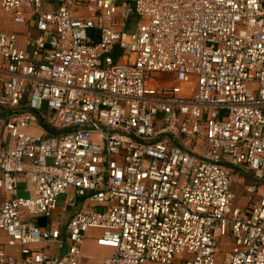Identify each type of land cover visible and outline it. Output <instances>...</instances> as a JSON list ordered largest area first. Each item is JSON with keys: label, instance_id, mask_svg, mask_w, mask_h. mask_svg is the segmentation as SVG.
Masks as SVG:
<instances>
[{"label": "built area", "instance_id": "obj_1", "mask_svg": "<svg viewBox=\"0 0 264 264\" xmlns=\"http://www.w3.org/2000/svg\"><path fill=\"white\" fill-rule=\"evenodd\" d=\"M0 12L26 28L0 32V264H81L91 229L113 250L102 264H264V0ZM71 188L104 208L62 231Z\"/></svg>", "mask_w": 264, "mask_h": 264}, {"label": "crops", "instance_id": "obj_2", "mask_svg": "<svg viewBox=\"0 0 264 264\" xmlns=\"http://www.w3.org/2000/svg\"><path fill=\"white\" fill-rule=\"evenodd\" d=\"M15 25V24H14ZM15 29L23 33L25 31L24 26L15 25ZM23 39V38H22ZM6 193L0 189V201L5 200ZM103 206L95 205L87 197H82L76 193L74 189H69L59 200V205L54 211L52 217V224L58 227L62 231L66 230L67 224L70 219L78 212L92 211L94 209H102ZM40 222L46 224V219L41 218ZM101 230L91 229L86 236L83 244V260L81 264H102L105 257L110 256L113 250L108 247H103L97 244V238L101 235ZM0 239L3 242L7 241V238L3 232H0ZM44 248L54 256H59L64 253L65 247L59 244H44ZM6 250L9 254L20 258L22 256V250L19 246H6Z\"/></svg>", "mask_w": 264, "mask_h": 264}, {"label": "rangeland", "instance_id": "obj_3", "mask_svg": "<svg viewBox=\"0 0 264 264\" xmlns=\"http://www.w3.org/2000/svg\"><path fill=\"white\" fill-rule=\"evenodd\" d=\"M15 28L16 27L11 22L10 17L8 15L0 12V32L1 31H16L17 32V30ZM127 28H130V24L127 25ZM18 32L20 33L21 31H18ZM156 79H162V76L157 75ZM244 177H246L245 180H247V177L248 178L251 177V179H252L253 176H252V174L247 175V174H244L242 171L241 172L238 171L237 176H236V182L233 185V190L238 196L237 203L241 204L243 206L246 204V196H245L244 187H243L244 186V183H243ZM20 194L26 195L22 190H20ZM62 196L63 195H61L60 198ZM221 250H222V253L219 255V257L224 258L225 252L228 251L229 248L226 246H222Z\"/></svg>", "mask_w": 264, "mask_h": 264}, {"label": "trees", "instance_id": "obj_4", "mask_svg": "<svg viewBox=\"0 0 264 264\" xmlns=\"http://www.w3.org/2000/svg\"><path fill=\"white\" fill-rule=\"evenodd\" d=\"M114 56H115V57H118V52H116V53L114 54Z\"/></svg>", "mask_w": 264, "mask_h": 264}]
</instances>
